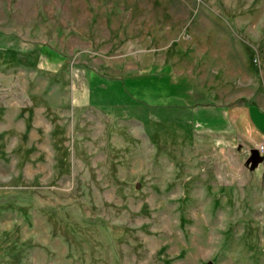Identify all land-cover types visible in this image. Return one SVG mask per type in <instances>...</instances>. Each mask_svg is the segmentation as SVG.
Here are the masks:
<instances>
[{"label": "rangeland", "instance_id": "obj_1", "mask_svg": "<svg viewBox=\"0 0 264 264\" xmlns=\"http://www.w3.org/2000/svg\"><path fill=\"white\" fill-rule=\"evenodd\" d=\"M154 66L264 109V0H0V264H264L247 147L88 103Z\"/></svg>", "mask_w": 264, "mask_h": 264}, {"label": "crops", "instance_id": "obj_2", "mask_svg": "<svg viewBox=\"0 0 264 264\" xmlns=\"http://www.w3.org/2000/svg\"><path fill=\"white\" fill-rule=\"evenodd\" d=\"M92 75L87 98L94 108H103L113 113L116 119L134 120L156 127L170 124L172 129L183 130L186 134L198 131L201 137L208 136L209 141H214L219 146L225 145L226 142L245 146L247 148L244 151L242 166L251 173L247 182H257L264 186V154L257 150V147L264 143L263 108L257 106V110L254 104L248 102L229 107L220 104L206 107L200 106V103L194 108L196 100L192 81L174 74L171 70L164 74L163 69L156 66L141 74L112 79L105 75V80L110 81V85L103 86V90L99 91L98 86L103 81V75ZM126 82L132 86H126ZM129 87H134L136 97L147 102L128 96ZM145 92L150 94L144 95ZM243 122L248 124L251 133L243 131Z\"/></svg>", "mask_w": 264, "mask_h": 264}, {"label": "built area", "instance_id": "obj_3", "mask_svg": "<svg viewBox=\"0 0 264 264\" xmlns=\"http://www.w3.org/2000/svg\"><path fill=\"white\" fill-rule=\"evenodd\" d=\"M257 150H258L261 154H264V143L261 144V145H259V146L257 147Z\"/></svg>", "mask_w": 264, "mask_h": 264}]
</instances>
